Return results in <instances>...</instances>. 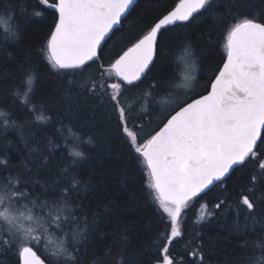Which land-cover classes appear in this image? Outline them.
<instances>
[{"label":"trees","instance_id":"trees-1","mask_svg":"<svg viewBox=\"0 0 264 264\" xmlns=\"http://www.w3.org/2000/svg\"><path fill=\"white\" fill-rule=\"evenodd\" d=\"M176 2L138 0L104 44L102 55L111 58L127 37L162 18ZM34 10H40L36 0H0V111L8 113L10 122L23 125L0 130V159L7 160L6 170L0 165V179L19 177L40 199L46 194L58 198L73 177L79 181L68 198L70 223L64 231L51 233L50 249L73 232L86 229L85 240L69 242L70 249L72 244L79 249V264H157L167 218L165 214L161 219L158 202L149 195L143 158H137L129 147L109 105L87 94L79 76L55 74L42 51L55 13L47 10L34 16ZM247 15L264 18V0H214L209 11L197 14L191 22L161 32L158 57L140 85L151 92L147 102L151 115H144L142 135L162 126L152 128V123L164 113L165 97L179 89L184 47L191 46L196 77L205 85L203 94L225 59L222 21L231 23L233 16ZM9 31L15 32V38H5ZM28 74L34 84L25 106L18 93L27 90ZM154 81L162 87L153 92L148 86ZM126 99L134 114L143 115L142 93L133 90ZM40 115L47 119L38 121ZM73 148L83 156L70 155ZM259 171L255 164L239 166L224 184L189 202L180 218L182 236L169 249L176 264H264V205L257 207L253 219L243 211L237 216L234 203L240 189L249 185L250 176H259ZM261 195L258 191L257 196ZM228 197L224 207L214 208ZM207 212L214 215L201 221V214ZM45 243L41 242L38 255L62 264L45 251ZM197 247L199 254L193 257ZM0 264H18L16 252L0 248Z\"/></svg>","mask_w":264,"mask_h":264},{"label":"snow or ice","instance_id":"snow-or-ice-1","mask_svg":"<svg viewBox=\"0 0 264 264\" xmlns=\"http://www.w3.org/2000/svg\"><path fill=\"white\" fill-rule=\"evenodd\" d=\"M133 2L36 0L40 10H34L33 15L54 11L53 26L42 49L51 68L66 78L79 76L87 94L106 102L129 147L137 158H143L149 195L158 202L161 219H165V214L167 218L157 264H176L169 249L182 236V213L190 201L216 184H224L235 166L255 164L260 170L259 176L251 175L249 185L237 193V216L243 211L246 218L254 219L257 207L264 205V195L257 196L258 191L264 194V18L257 20L247 15L233 16L231 23L227 19L222 21L226 26L225 59L210 80L206 94L177 103L160 122L162 126L142 135L144 115H151L147 107L151 92L143 91L140 85L158 57L162 30L191 22L195 14L209 11L214 0H178L162 18L127 37L115 55L105 58L103 46L117 26H122ZM5 38H15V32L9 31ZM182 59L188 74L177 87L188 89L196 70L190 45L184 47ZM93 65L95 70L90 72ZM27 84V90L18 93L25 106L34 84L31 74ZM148 87L154 92L162 85L154 81ZM133 90L142 93L143 115L134 114L127 103L126 97ZM32 111H36L35 105ZM36 119L42 121L47 117L40 115ZM0 121V130L23 128L22 124L10 122L8 113L3 111ZM70 155L82 157L83 152L73 148ZM0 165L6 170L7 160L0 159ZM78 183L73 177L58 198L46 194L40 199L19 177L0 179V248L14 250L18 264H52L47 256L38 255L41 242L47 240L45 251L62 260V264H79V249L75 244L70 249L69 242L74 240L78 244L85 240L86 229L73 232L52 249L48 239L53 231H64L70 223L68 198ZM228 199H221L214 208L221 209ZM213 215L201 214L200 220ZM65 235L68 237V233ZM198 254L199 247L191 253L193 257Z\"/></svg>","mask_w":264,"mask_h":264},{"label":"rangeland","instance_id":"rangeland-1","mask_svg":"<svg viewBox=\"0 0 264 264\" xmlns=\"http://www.w3.org/2000/svg\"><path fill=\"white\" fill-rule=\"evenodd\" d=\"M197 68L195 70L194 76L195 79L192 81V87L185 89L182 87H179L174 93L168 94L165 99L163 100L164 105V113L159 115L152 123V128L154 126H158L162 120L165 119V117L168 115V112L171 111V109L179 102L184 101L185 99H188L191 94H198L204 90L205 85L198 81L196 77ZM188 74V70L185 67V60H182V67H180V77H179V83L181 84L183 82L184 76ZM177 84V85H180ZM201 94V93H200ZM147 132V131H146ZM144 132V133H146ZM148 134V133H147Z\"/></svg>","mask_w":264,"mask_h":264},{"label":"water","instance_id":"water-1","mask_svg":"<svg viewBox=\"0 0 264 264\" xmlns=\"http://www.w3.org/2000/svg\"><path fill=\"white\" fill-rule=\"evenodd\" d=\"M138 2V0H134V2H133V4L130 6V8H129V11H128V13L131 11V9L134 7V5L136 4ZM128 13H126V16L128 15ZM197 14H195V16H196ZM125 18H123V20H124ZM174 26V25H173ZM121 26H117V28L116 29H118V28H120ZM168 27H171V26H168ZM116 31V30H115ZM114 31V32H115ZM112 36V35H111ZM222 67V66H221ZM203 94H206V92L205 93H203ZM203 94H201V95H203ZM199 96V95H198ZM198 96H196V98H198ZM237 167H239V165L238 166H235L234 167V169H236ZM234 171V170H233ZM232 171V172H233ZM231 172V173H232ZM231 175V174H230ZM213 187H211L210 189H212ZM209 191V190H208ZM208 191H206V192H208Z\"/></svg>","mask_w":264,"mask_h":264},{"label":"bare ground","instance_id":"bare-ground-1","mask_svg":"<svg viewBox=\"0 0 264 264\" xmlns=\"http://www.w3.org/2000/svg\"><path fill=\"white\" fill-rule=\"evenodd\" d=\"M2 28V27H1ZM163 31V30H162Z\"/></svg>","mask_w":264,"mask_h":264}]
</instances>
